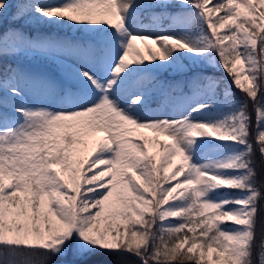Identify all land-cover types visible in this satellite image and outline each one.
<instances>
[{"label":"snow or ice","instance_id":"snow-or-ice-1","mask_svg":"<svg viewBox=\"0 0 264 264\" xmlns=\"http://www.w3.org/2000/svg\"><path fill=\"white\" fill-rule=\"evenodd\" d=\"M100 255L264 264V0H0V264Z\"/></svg>","mask_w":264,"mask_h":264},{"label":"trees","instance_id":"trees-1","mask_svg":"<svg viewBox=\"0 0 264 264\" xmlns=\"http://www.w3.org/2000/svg\"><path fill=\"white\" fill-rule=\"evenodd\" d=\"M237 97H241V94L239 92H237ZM95 259L101 261L102 264H122L121 258L114 255H100Z\"/></svg>","mask_w":264,"mask_h":264},{"label":"rangeland","instance_id":"rangeland-1","mask_svg":"<svg viewBox=\"0 0 264 264\" xmlns=\"http://www.w3.org/2000/svg\"><path fill=\"white\" fill-rule=\"evenodd\" d=\"M137 44H138V47L141 49V51H143V45L140 44L139 42H137ZM148 135H151V133H148ZM159 139L163 140L164 137H159Z\"/></svg>","mask_w":264,"mask_h":264}]
</instances>
